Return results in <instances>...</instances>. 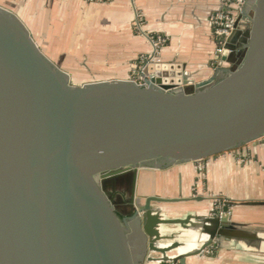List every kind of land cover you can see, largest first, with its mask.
Returning a JSON list of instances; mask_svg holds the SVG:
<instances>
[{
	"label": "water",
	"instance_id": "water-1",
	"mask_svg": "<svg viewBox=\"0 0 264 264\" xmlns=\"http://www.w3.org/2000/svg\"><path fill=\"white\" fill-rule=\"evenodd\" d=\"M227 47L225 66L204 81L172 62L145 67V84L77 85L0 4V264H186L224 241L251 249L255 234L215 207L166 213L204 196H137L139 170L264 143V0L247 4ZM124 179L127 213L116 201ZM238 206L264 200H228L223 211Z\"/></svg>",
	"mask_w": 264,
	"mask_h": 264
},
{
	"label": "crops",
	"instance_id": "crops-1",
	"mask_svg": "<svg viewBox=\"0 0 264 264\" xmlns=\"http://www.w3.org/2000/svg\"><path fill=\"white\" fill-rule=\"evenodd\" d=\"M0 4L22 17L24 8L28 25L37 35L38 22L42 23L45 36L55 38L62 53L68 54L59 56L63 68L73 67L72 61L81 60L80 64L96 79L143 81L141 73H136L138 57L151 51V41L134 31L132 22L137 13L148 35L167 38L163 63L186 65L197 81L207 80L216 73L211 60L217 41L210 16L226 10L222 0H114L104 4L85 0H24V3L0 0ZM246 149L250 161L242 162L232 153L209 158L206 178L199 183L195 162L165 170H139L137 196L143 202L148 196L206 198L204 202L164 205L166 213L174 217L208 212L212 207L218 212L217 197L234 201L264 200V143H252L240 151ZM116 201L122 212L129 211L120 195ZM230 215L242 226L243 236L247 234L245 231L255 234L251 239L254 249H245L246 241H224L213 244L211 254L187 258L186 264H264V253L256 252L264 246V207L238 206L230 209Z\"/></svg>",
	"mask_w": 264,
	"mask_h": 264
},
{
	"label": "built area",
	"instance_id": "built-area-1",
	"mask_svg": "<svg viewBox=\"0 0 264 264\" xmlns=\"http://www.w3.org/2000/svg\"><path fill=\"white\" fill-rule=\"evenodd\" d=\"M89 3H110L114 0H85ZM251 0H222V4L226 8L224 11H217L210 16V23L214 30V35L217 41V47L213 54L211 65L215 71L220 70L226 64L225 58L229 57L231 50L228 49V40L233 32L237 29L240 22L244 18V11L247 7V4ZM134 29L137 30L138 34L148 36L151 41V51L145 54H141L138 57V65L136 73H141V71L151 65V64H161L162 60V51L167 44V38L160 34L148 35L143 28V20L140 14L137 13L135 20L132 23ZM140 82L137 79L133 78L139 84H145V78ZM228 153V152H227ZM208 159H203L196 161L198 167V183L203 182L206 178V168H207ZM217 202V211L220 213V216L227 218L230 215L229 212H224L223 208L227 206L228 200L217 197L215 198ZM211 247L206 248L204 253L211 254L213 253Z\"/></svg>",
	"mask_w": 264,
	"mask_h": 264
},
{
	"label": "rangeland",
	"instance_id": "rangeland-1",
	"mask_svg": "<svg viewBox=\"0 0 264 264\" xmlns=\"http://www.w3.org/2000/svg\"><path fill=\"white\" fill-rule=\"evenodd\" d=\"M22 3H24V0H22ZM22 11H24L23 14V19L24 21L28 24L27 22V13H26V10L23 8ZM133 23V22H132ZM38 27L40 28L39 30V34H35V32L33 31V33L35 34L36 36V40L39 42V44L43 47L44 51H47V54L52 58L54 59L59 65L62 64L61 62H59V56H61V54L63 55L62 57H67L68 54L66 53H62V47L58 46L56 44V41H54V39L52 38H49L47 36H45V29L42 27V23L39 21L38 22ZM133 27V25H132ZM134 29V27H133ZM135 32H137L136 29H134ZM138 34V32H137ZM50 42V44L48 45V43ZM45 48L47 50H45ZM72 66L73 67H68V68H63L61 65V67L66 70L67 72H69L70 74H72V78H73V81L77 84V85H80V84H83L85 82H88V81H92L93 79H96L94 78V76L91 74V71L87 68H84L80 63H81V60L79 61H72ZM64 64V63H63ZM62 64V65H63ZM100 80V79H98ZM247 147V146H246ZM234 151V150H233ZM233 151H229L228 153H232L230 154L231 156L233 157H236V159H239L241 160L242 162L244 161H250L251 160V155L248 153L247 149L244 150V151H240V149H237L235 152ZM227 153V152H225ZM224 154V153H223ZM244 156V157H243ZM197 165V163H195Z\"/></svg>",
	"mask_w": 264,
	"mask_h": 264
},
{
	"label": "flooded vegetation",
	"instance_id": "flooded-vegetation-1",
	"mask_svg": "<svg viewBox=\"0 0 264 264\" xmlns=\"http://www.w3.org/2000/svg\"><path fill=\"white\" fill-rule=\"evenodd\" d=\"M117 189L118 191L121 193V194H126V197L123 198V203H124V199H128L129 198V195L131 193V183L130 181L124 179L122 181H120L118 183V186H117ZM121 196V195H120ZM122 197V196H121Z\"/></svg>",
	"mask_w": 264,
	"mask_h": 264
},
{
	"label": "bare ground",
	"instance_id": "bare-ground-1",
	"mask_svg": "<svg viewBox=\"0 0 264 264\" xmlns=\"http://www.w3.org/2000/svg\"><path fill=\"white\" fill-rule=\"evenodd\" d=\"M193 66V65H192ZM196 66V65H195ZM190 67V66H189ZM193 68V67H192ZM194 69V68H193ZM195 69H196V67H195ZM188 70H189V68H188ZM191 71V70H190ZM208 74V73H207ZM201 75V74H200ZM183 239H185V240H187V239H192L193 238V233L192 232H188V233H185L184 235H183V237H182ZM190 243H191V245L194 247V244H193V242H192V240L190 241Z\"/></svg>",
	"mask_w": 264,
	"mask_h": 264
}]
</instances>
